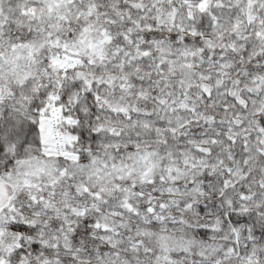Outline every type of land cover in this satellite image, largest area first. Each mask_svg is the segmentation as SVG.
<instances>
[{"label": "snow or ice", "instance_id": "obj_1", "mask_svg": "<svg viewBox=\"0 0 264 264\" xmlns=\"http://www.w3.org/2000/svg\"><path fill=\"white\" fill-rule=\"evenodd\" d=\"M0 264H264V0H0Z\"/></svg>", "mask_w": 264, "mask_h": 264}]
</instances>
